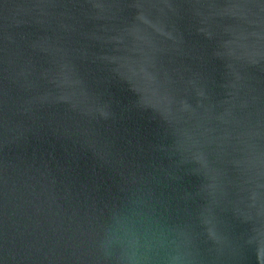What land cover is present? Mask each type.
<instances>
[{
	"label": "water",
	"instance_id": "obj_1",
	"mask_svg": "<svg viewBox=\"0 0 264 264\" xmlns=\"http://www.w3.org/2000/svg\"><path fill=\"white\" fill-rule=\"evenodd\" d=\"M0 264H264V0H0Z\"/></svg>",
	"mask_w": 264,
	"mask_h": 264
}]
</instances>
